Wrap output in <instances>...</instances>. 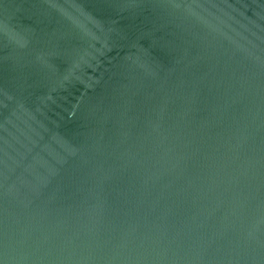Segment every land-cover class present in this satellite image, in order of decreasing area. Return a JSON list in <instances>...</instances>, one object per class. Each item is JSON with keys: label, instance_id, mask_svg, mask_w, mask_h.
<instances>
[{"label": "water", "instance_id": "obj_1", "mask_svg": "<svg viewBox=\"0 0 264 264\" xmlns=\"http://www.w3.org/2000/svg\"><path fill=\"white\" fill-rule=\"evenodd\" d=\"M0 264H264V0H0Z\"/></svg>", "mask_w": 264, "mask_h": 264}]
</instances>
